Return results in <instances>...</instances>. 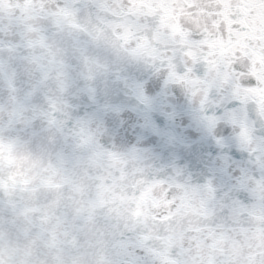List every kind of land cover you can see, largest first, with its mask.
Returning <instances> with one entry per match:
<instances>
[{"label":"clouds","instance_id":"1","mask_svg":"<svg viewBox=\"0 0 264 264\" xmlns=\"http://www.w3.org/2000/svg\"><path fill=\"white\" fill-rule=\"evenodd\" d=\"M0 264H264V0H0Z\"/></svg>","mask_w":264,"mask_h":264}]
</instances>
